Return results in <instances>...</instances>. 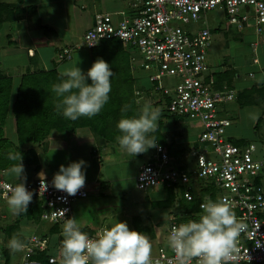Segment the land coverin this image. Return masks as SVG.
<instances>
[{
    "label": "built area",
    "instance_id": "2783aa9c",
    "mask_svg": "<svg viewBox=\"0 0 264 264\" xmlns=\"http://www.w3.org/2000/svg\"><path fill=\"white\" fill-rule=\"evenodd\" d=\"M215 9L223 12L229 27L243 30L252 26L254 34L264 42V0H134L132 14L119 20L109 13L95 14L92 26L83 35V45L93 49L102 41H119L133 54L131 68L147 73L150 94L161 96L157 102H162L167 114L195 121L201 127L197 144L187 156L193 160L191 166L188 161L178 163L164 146L156 144L151 159L135 176V187L143 191L172 189L177 199L192 201L194 195L209 186L211 190L203 195L197 217L202 214L200 205L208 199L227 200L237 218L248 225V231L241 234L238 264H264V153H258L253 142L234 144L226 137L231 121L220 115L219 106L234 100L236 93L216 87L206 59L211 30L206 26L189 27ZM97 40L95 46L88 45ZM72 51L73 48H63L58 59H70ZM166 77L173 78L175 84L163 86ZM3 172L0 171V201L6 203V185L15 183L5 179ZM52 180L38 177L24 183L41 206L40 220L63 229L64 219L73 218L72 204L87 196V188L68 196L56 190ZM44 182L48 187L43 192ZM59 210H64L65 218L53 221ZM188 215L182 210L177 216H168L167 237L173 226L186 222L182 219ZM24 245L23 253L28 257L44 249L46 240L33 236ZM152 264H175L169 246L157 249Z\"/></svg>",
    "mask_w": 264,
    "mask_h": 264
},
{
    "label": "crops",
    "instance_id": "0c3cea01",
    "mask_svg": "<svg viewBox=\"0 0 264 264\" xmlns=\"http://www.w3.org/2000/svg\"><path fill=\"white\" fill-rule=\"evenodd\" d=\"M133 2L134 0H0V75L11 77L12 98L15 97V90L21 75L27 69L48 70L55 68L60 73V66L58 67L56 64L62 61L58 59V55L65 47L73 48V50L80 47L78 43H75L76 37L85 33L92 26L95 14L109 13L114 20H119L132 14ZM247 29L250 33L246 32ZM245 32L248 35L246 38L248 47L256 53L252 56V64L248 63V65H254V74L257 76V81L242 89L241 92L236 93V98L231 100L237 101L242 109H244L243 106H246L242 104L243 100H250L251 102L246 104L254 107L264 100V89L261 88L264 84V42L257 38L252 26L243 30L236 29L239 40H243ZM124 49L129 54L130 70L134 75L135 71L139 69L131 68L133 54L126 48ZM88 50L91 52L90 49ZM247 58H249V55H244L242 60L248 62ZM92 64L93 62L90 63V65ZM236 68L238 67L235 65L224 63L218 65L215 71H211L218 89L229 88L234 90L231 82L234 76H237ZM140 86L146 89L149 88L150 84L142 83ZM251 89L253 91L249 92ZM238 96L239 100L237 99ZM159 99H161V96L157 97L151 94V97H147L143 93L137 97L136 103L141 106L139 103L143 102L156 108L157 105L162 104V102H157ZM229 102L225 104L227 105ZM225 104L219 106L220 115L232 121L233 117L227 115V107L223 109ZM230 108L233 109L232 106ZM167 115L174 121L182 120L180 117ZM262 121L263 125L261 127ZM228 127L226 128V137L234 140H244L242 137L231 136L227 131ZM255 129L254 132L259 139L258 141L264 146V109L255 121ZM3 130L7 137L15 132L16 139H10L13 142L17 141L10 110H8L5 118ZM156 144L159 143L156 142ZM196 144L197 141L178 144L185 146V149L183 150V147H180L181 152L178 153L179 155L172 157L176 158L178 162L181 160V163L188 161L187 156ZM54 147H56L55 151ZM33 148L38 156V165L36 167L24 166V169L28 172L33 170L36 176L53 178L61 165L68 166L71 162L81 159L86 162L84 171L86 176L85 187L88 194L85 198L78 199L72 204V215L81 225V231L88 235H95L100 229L105 228L106 226H102L99 220L102 217L100 210L104 207L97 208V199L98 197H104L105 192H114L115 188L121 190L122 193L125 191L126 188L123 185H125L124 182L128 175L120 173L121 165L116 160L124 162L131 159L130 155L113 143L98 141L88 127L77 128L72 133L50 130L42 143L33 145ZM152 151L153 148H150L145 153L132 157L143 159V163L137 167L134 183L139 168L151 159ZM159 189L161 188L153 191ZM174 196L173 204L175 205L177 197ZM170 213L167 215V221ZM131 218L134 230L147 233L145 235L149 236V239H154L161 233L159 229L160 222H156L155 227L157 226V230L154 233L153 227L138 225L141 223L139 216L133 215ZM54 243L58 244L57 241ZM61 244L59 243L57 246H61ZM159 247L163 246L159 245ZM157 249L155 248L152 256L157 253Z\"/></svg>",
    "mask_w": 264,
    "mask_h": 264
},
{
    "label": "clouds",
    "instance_id": "9594fccd",
    "mask_svg": "<svg viewBox=\"0 0 264 264\" xmlns=\"http://www.w3.org/2000/svg\"><path fill=\"white\" fill-rule=\"evenodd\" d=\"M97 42L88 45L95 46ZM76 65L64 68L60 76L65 79L51 88L59 98L55 106L57 112L72 121L100 113L109 101L114 74L109 63L101 58L93 62L86 74ZM86 79L91 83H86ZM249 115L252 120L259 118L258 112ZM160 116L159 109L145 104L138 116L122 117L117 122L119 147L130 157L156 147V138L152 134L158 130ZM7 159L16 163L6 168L3 174L20 182L14 186L6 185L5 201L11 213L19 216L27 212L33 193L25 187L22 154L9 152ZM85 165L82 159L68 166L61 165L53 176L52 186L68 196L76 195L86 183ZM47 187L44 182L43 192ZM200 208L202 214L198 220H188L171 228L167 241L174 253L175 264H193L194 261L195 264H238L241 234L248 231V225L237 218L227 200L214 202L208 199ZM63 218L64 210H59L53 221ZM62 235V264H152L149 237L130 229L124 221L116 220L95 237H90L81 231L75 217L67 218L64 219ZM7 246L13 253L25 249L24 243L16 236L9 240Z\"/></svg>",
    "mask_w": 264,
    "mask_h": 264
},
{
    "label": "rangeland",
    "instance_id": "374dc122",
    "mask_svg": "<svg viewBox=\"0 0 264 264\" xmlns=\"http://www.w3.org/2000/svg\"><path fill=\"white\" fill-rule=\"evenodd\" d=\"M205 26L208 27L212 32L211 44L206 58L210 70L215 71L218 68V65H222L224 63L237 66V76H234L231 82L235 93L241 92L242 89L250 86L255 81H257V76H255L254 74V65H248V63L252 64V56L256 54L252 51V49L248 47L246 43V38L248 37V35H246V32L250 33L249 29H247L244 33L243 40H239L236 29L231 28L229 27V25H227L223 12L218 9L207 12L205 18L203 17L197 23L189 25L190 29H197ZM83 35L84 33L76 37L75 43H78L80 47L72 51V58L56 64L58 67L60 66V72L64 67H70L71 65L75 64H77L76 66L79 67L83 72H86L91 67L90 63L93 62V56L92 52H90L85 47V45H83ZM244 55H249V58H247L249 60L248 62H244V60H242ZM133 77L136 78V88L142 83H145L146 85L150 84L147 78V73L145 71L137 70L135 71ZM162 84L165 87H170L175 84V80L171 77H166L163 78ZM261 88L264 89V84ZM139 105H141L138 106V112L140 114V111L145 103L141 102L139 103ZM151 106L153 107V105ZM231 106L233 107V109L230 108ZM226 107L228 111L227 115L233 117L231 125L227 129L231 136L242 137L246 141L253 142L257 147L258 153H264V146L260 144V142L258 141L259 139L254 132L256 130V120L250 119L249 115L250 113L255 112H258L259 115H261L264 109V100H262V102H260L259 105H256L255 107L246 105L243 106L244 109H242V106L237 101H231L227 105L225 104L223 106V109H226ZM156 108L161 112L158 134L162 138H164V147L166 148V150L169 146H171V148L175 152H181L179 148L183 146L178 144H185L198 140L201 132V127L197 122L190 121L188 119L174 121L166 114L164 105H157ZM262 125L263 121L261 122V127ZM261 131L263 133V128ZM8 137L11 139H16L15 132H12V134H10V136ZM184 149L185 146L183 147V150ZM116 161H118L117 163H120L121 165L120 173L122 175H128L126 181L124 182L125 185H123L126 189L122 193L121 190H117V188H115L114 192H105L104 197H98L97 208H99L100 206L104 207V209L100 210V213L102 215V217L99 218L100 223L102 224V226L110 227L116 222V220L124 221L127 223L130 229H134V224L131 217L133 215H137L141 220V223L138 224L139 226L145 225L153 227V232L156 233L157 226L155 227V224L156 222H160L159 229L161 233H159V235L154 239L150 238V241L152 243V254L154 253L155 248L157 249L159 245L167 249V215L173 210L174 206L172 201L168 199V192L163 189H159L153 192L143 191L135 187L134 175L136 173L137 167L143 163V159L131 157V159H128L124 162H121V160ZM178 163H181V160ZM188 163L191 166L193 164V160L189 158ZM25 176V181L41 177L36 176L33 170H30L29 172L25 170ZM3 177L14 183L20 182L14 180L11 176H6L3 174ZM16 223L18 224V226H20V232L26 236H39L40 234H45L49 227V224L43 222L38 223L34 221H28L24 218L19 220V216L13 215L8 209L7 204L0 201V262H3L5 258V256L3 255L4 250L9 249L7 246L9 241L5 229ZM143 233L147 234L145 232ZM61 236L63 235L61 234ZM50 238L51 241L55 239L56 241H59L57 235L55 234L51 235ZM53 244L56 245V243ZM59 247L61 246L59 245ZM58 249L60 250L61 248ZM59 252L56 253V250L52 248V256L56 261L62 259ZM55 253L56 255H54ZM10 264L36 263L29 261L28 257L25 256L23 251L17 253H13L10 251Z\"/></svg>",
    "mask_w": 264,
    "mask_h": 264
},
{
    "label": "trees",
    "instance_id": "16d2710c",
    "mask_svg": "<svg viewBox=\"0 0 264 264\" xmlns=\"http://www.w3.org/2000/svg\"><path fill=\"white\" fill-rule=\"evenodd\" d=\"M93 56V62L101 58L108 62L113 70L111 77V92L109 93V101L105 104L99 114L88 118L81 117L76 121L65 118L62 113L56 110V104L59 98L52 92V85L61 82L65 79L60 76L55 68L48 70L44 69H27L20 78L15 94L12 98V79L9 76L0 75V171H4L11 164L16 163L7 159L9 152L19 151L22 154L23 166H37L38 156L33 148V145L42 143L50 130L58 132L72 133L80 127H88L93 132L98 141L105 143L110 142L117 146L116 137L120 135L117 128V122L122 117L138 116V105L136 99L139 95L145 94L151 97L149 88L138 86L136 88L135 78L130 70L129 54L122 47L121 43L116 40H107L101 42L97 47L90 49ZM87 73V72H86ZM85 73V74H86ZM86 83H91L90 79H86ZM251 89L249 92H252ZM138 92V94H136ZM13 99V100H12ZM239 100V96L237 97ZM250 100H243L244 105L250 103ZM8 110L12 113L14 127L17 135V141L13 142L4 134L3 124L8 114ZM156 142L164 145V138L158 134V130L153 133ZM234 144H244L249 141L230 139ZM170 156H178L180 151H174L171 146L167 148ZM136 155L135 157H137ZM165 190V189H163ZM210 187L203 188L199 194L194 195L192 201H186L183 198L176 200L173 210L170 214L178 215L182 210L189 212V215L184 217L183 221L198 220L196 213L200 212L199 204L203 199V195L210 191ZM168 199L174 202L172 189L166 190ZM41 206L39 202L32 199L27 212L19 215V220L26 219L28 221L43 222L40 220ZM45 223V222H43ZM8 236V241L13 237H18L24 244H28L31 237H39L46 240V247L42 250H35L28 255L31 262L37 264H61L59 261L50 262L52 248L56 253L61 248L57 246L62 243L63 236L62 228L58 225L49 226L44 234L26 236L20 232V226L14 224L5 229ZM57 235L59 241H51V235ZM53 246V247H52ZM56 253L54 255H56ZM60 253V252H59ZM5 256L0 264H10V249L3 252ZM55 259V258H54Z\"/></svg>",
    "mask_w": 264,
    "mask_h": 264
},
{
    "label": "water",
    "instance_id": "95a60500",
    "mask_svg": "<svg viewBox=\"0 0 264 264\" xmlns=\"http://www.w3.org/2000/svg\"><path fill=\"white\" fill-rule=\"evenodd\" d=\"M37 264V263H36Z\"/></svg>",
    "mask_w": 264,
    "mask_h": 264
}]
</instances>
